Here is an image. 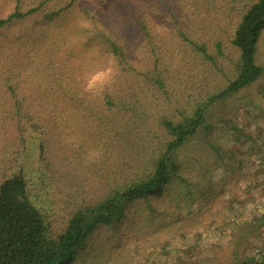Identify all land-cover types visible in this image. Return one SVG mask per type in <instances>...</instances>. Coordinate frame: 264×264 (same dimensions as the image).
Wrapping results in <instances>:
<instances>
[{
	"label": "trees",
	"instance_id": "obj_1",
	"mask_svg": "<svg viewBox=\"0 0 264 264\" xmlns=\"http://www.w3.org/2000/svg\"><path fill=\"white\" fill-rule=\"evenodd\" d=\"M263 43L264 0H0V264H264V102L217 113Z\"/></svg>",
	"mask_w": 264,
	"mask_h": 264
},
{
	"label": "rangeland",
	"instance_id": "obj_2",
	"mask_svg": "<svg viewBox=\"0 0 264 264\" xmlns=\"http://www.w3.org/2000/svg\"><path fill=\"white\" fill-rule=\"evenodd\" d=\"M232 10H233V7L231 6V11ZM229 13H227L226 15H229ZM10 45L11 44H9V46ZM260 53H261L260 61L264 63V43L262 45ZM0 60H1V63H2V68L4 67L3 68L4 70L9 69L12 66V63H11L10 59L8 60L6 57H2V55L0 57ZM215 71L216 70H214L209 65H204L202 67V69L199 72V74H201V82L199 84H197L199 90L207 91V90L213 89L215 87L221 86L225 82L226 77L223 74H220V73L215 72ZM177 88L178 89H182V85H177ZM197 92H198V90L194 91V93H197ZM250 92L243 91L242 93L238 94L237 97L233 100V102L231 100V104H229V102H228L227 106H223L222 108L218 109L217 113H219V114H229L234 119V121H237V119H239V117H243V114H242L241 110L238 109L243 104L241 102L242 100H248L249 101L252 97H257L258 99L261 100V102H264V78H262V80H260L254 86H252ZM170 103L171 102L169 100L165 99V98L157 99L155 101L156 110H159L161 112L164 111V110H169L170 107H171ZM251 119L253 120L252 117H251ZM28 146H29L28 147L29 150L27 151L28 152V154H27L28 155L27 156L28 159L27 160H28L29 166H31V164L35 162L36 153L33 152V150H34L33 149L34 148L33 147V142H29ZM30 150L33 152V156H32V153L30 152ZM198 222L196 221V222H194L193 225L190 224L187 227L183 225V226H181L180 229H184L185 235H186L188 229H193L195 231L202 230V228L204 226L202 225V227H199V224L201 222H203V220L200 219V220H198ZM200 226H201V224H200ZM216 230H217L216 227H214L213 231H214L215 235L211 234V236H210L214 240L217 239ZM194 233H196V232H194ZM161 236L163 237V239H162V243H163L164 239H167V237H166L165 233L161 234ZM177 239H178V237H175L174 239H171V237H169V242L171 243V245H174L177 242ZM211 243H213V242L211 241ZM147 247H144V249L147 248ZM141 251L142 250H140L136 254L137 256L134 257L135 258L134 264L136 263V257H138L140 254L143 253ZM125 253H127V252L125 251ZM145 253L147 254V256L144 257V258L142 256V258H143L142 260L144 261V264H173V261H172L173 258H168L167 256L161 255L162 253H159L160 255H158L157 249H149V250L145 251ZM171 253H174L173 249L170 252H168L167 254L172 256ZM132 260H133V256H132ZM132 263H133V261H132ZM109 264H116V262L113 259Z\"/></svg>",
	"mask_w": 264,
	"mask_h": 264
}]
</instances>
